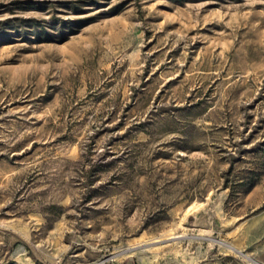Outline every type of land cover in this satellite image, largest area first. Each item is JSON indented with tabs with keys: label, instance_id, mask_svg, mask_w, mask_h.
<instances>
[{
	"label": "rangeland",
	"instance_id": "rangeland-1",
	"mask_svg": "<svg viewBox=\"0 0 264 264\" xmlns=\"http://www.w3.org/2000/svg\"><path fill=\"white\" fill-rule=\"evenodd\" d=\"M263 162L264 0H0V264H264Z\"/></svg>",
	"mask_w": 264,
	"mask_h": 264
},
{
	"label": "trees",
	"instance_id": "trees-1",
	"mask_svg": "<svg viewBox=\"0 0 264 264\" xmlns=\"http://www.w3.org/2000/svg\"><path fill=\"white\" fill-rule=\"evenodd\" d=\"M264 172V162L261 165L248 170V175L242 181L236 183L237 190L247 191L253 187Z\"/></svg>",
	"mask_w": 264,
	"mask_h": 264
},
{
	"label": "bare ground",
	"instance_id": "bare-ground-1",
	"mask_svg": "<svg viewBox=\"0 0 264 264\" xmlns=\"http://www.w3.org/2000/svg\"><path fill=\"white\" fill-rule=\"evenodd\" d=\"M174 237H179V235H177V236H174Z\"/></svg>",
	"mask_w": 264,
	"mask_h": 264
}]
</instances>
